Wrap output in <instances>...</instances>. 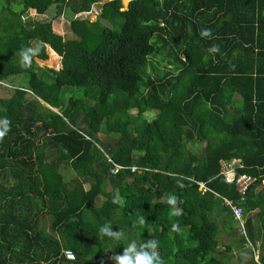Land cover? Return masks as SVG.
I'll list each match as a JSON object with an SVG mask.
<instances>
[{
	"label": "trees",
	"instance_id": "16d2710c",
	"mask_svg": "<svg viewBox=\"0 0 264 264\" xmlns=\"http://www.w3.org/2000/svg\"><path fill=\"white\" fill-rule=\"evenodd\" d=\"M100 1L0 0V84L12 85L0 97L11 121L0 142V264H100L152 237L166 264H224L221 227L241 246L257 244L258 261L239 255V264H264V0H130L121 9L106 0L100 16L116 14L113 26L78 15ZM30 9L43 17L24 19ZM66 9L70 38L53 29ZM33 39L44 47L37 58L49 47L59 68L19 66ZM20 75L27 83H15ZM234 156L254 177L246 234L223 200L240 198L220 174V160ZM166 194L183 200V215L169 216ZM105 224L127 239L102 236Z\"/></svg>",
	"mask_w": 264,
	"mask_h": 264
},
{
	"label": "clouds",
	"instance_id": "9594fccd",
	"mask_svg": "<svg viewBox=\"0 0 264 264\" xmlns=\"http://www.w3.org/2000/svg\"><path fill=\"white\" fill-rule=\"evenodd\" d=\"M199 35L203 39L213 38L212 30L209 28L201 29ZM42 51H44V47L42 45L25 46L21 48L16 54L18 56L19 66L23 69H30L34 64L35 59L41 54ZM207 52L210 55L215 56V54L220 52V46L213 44L207 49ZM207 59L208 57L206 56L205 61H207ZM10 130V119L7 117H0V142H3ZM177 183L178 186H183L179 181H177ZM112 202L114 204L121 203L119 194L113 197ZM162 202L169 206L170 217H179L183 215V208L181 207L183 200H181L177 195L166 194V196L162 198ZM145 223L146 218L143 215H140L138 220L134 222V224H138L140 226L145 225ZM180 231V224L173 222L171 224L170 232L179 233ZM99 233L102 236H106L115 241L127 239L125 233L122 230H114L112 224H105L104 226L100 227ZM159 249L160 241L154 237L141 242L131 239L128 241L126 246L123 247L122 252L113 253L111 256L101 257L100 264H109V262H111V264H166Z\"/></svg>",
	"mask_w": 264,
	"mask_h": 264
},
{
	"label": "rangeland",
	"instance_id": "374dc122",
	"mask_svg": "<svg viewBox=\"0 0 264 264\" xmlns=\"http://www.w3.org/2000/svg\"><path fill=\"white\" fill-rule=\"evenodd\" d=\"M106 0H102L99 3H96L92 6L91 11L89 12H81L78 15L82 16V17H87L90 20H95L97 18H100L101 22L104 23L107 26H113L114 22L116 21V14L111 15L109 18H105L103 16H100V10H101V3L104 2ZM112 1V3L117 7V9H121V6H123L124 8L127 6L128 2L130 0H110ZM122 7V8H123ZM36 11L34 9H30L28 12L25 11L23 18L27 19L29 16L32 17H36V18H40L43 17L42 15H35ZM71 12L66 9L61 15L60 17H58L57 19L53 20V29L54 31L61 33L64 37L66 38H70L73 37L74 34L71 32L70 28H69V23H70V19H71ZM77 15L73 14V17H75ZM28 26V23H27ZM32 46H36L39 44L38 40H31L30 41ZM48 53H49V57L46 60H41L36 58V60L39 62V64L41 65H45V66H49V67H54V68H59L61 66V59L60 57L51 52V49L48 47ZM20 79L16 80L17 82L15 83H27V75H20L19 76ZM9 82H11L9 80ZM7 84V83H6ZM8 87H6L5 85L0 84V97H8L11 95L12 93V85L7 84ZM10 87V88H9ZM132 112H135V109H132ZM118 133H114V137H117ZM194 141V140H193ZM195 143V144H194ZM204 142H191V145L196 149V150H201V148L204 146ZM69 175L66 176V179L69 180L70 179V173H68ZM253 214V213H252ZM42 224L45 226L46 230L50 231L49 228V219L48 216H44L42 218ZM41 224V225H42ZM218 241L220 244V248L218 249L219 251H223V259L225 261L224 264H239V260H238V256L241 255V258L244 261H249V262H254V261H258V248H257V244L252 243V241H247L244 245H240L241 242L239 241L237 236H233V235H229L227 232V229L222 228L220 229L219 233H218ZM232 243V249L231 251H224V247L225 244L227 243ZM249 246H253L255 247V251L253 249H251ZM224 249V250H223ZM242 251V252H240Z\"/></svg>",
	"mask_w": 264,
	"mask_h": 264
},
{
	"label": "built area",
	"instance_id": "2783aa9c",
	"mask_svg": "<svg viewBox=\"0 0 264 264\" xmlns=\"http://www.w3.org/2000/svg\"><path fill=\"white\" fill-rule=\"evenodd\" d=\"M243 166L244 164L240 160V158L235 156L231 158H222L220 160V174L223 175L227 183L235 184L237 191L240 194L238 202H234L230 198L223 197L224 203L225 205L231 208L234 218L238 220L239 226L242 228L243 233L246 234V231L244 229L245 223L247 221L248 216L254 213L256 209L248 213L246 212L245 207L243 205V201L246 199L248 189L254 180V177H252L250 174L246 172L237 171V168H242ZM118 167L119 165L116 164L115 168L112 171L116 172L118 170ZM197 183L199 184V189H201L203 192L208 189V186L205 184L204 181L199 180L197 181ZM63 252L67 258H74V254L70 249H64Z\"/></svg>",
	"mask_w": 264,
	"mask_h": 264
},
{
	"label": "water",
	"instance_id": "95a60500",
	"mask_svg": "<svg viewBox=\"0 0 264 264\" xmlns=\"http://www.w3.org/2000/svg\"><path fill=\"white\" fill-rule=\"evenodd\" d=\"M44 102V101H43ZM46 105H48L49 107H51L53 110L57 111L56 108L52 107L49 103H46Z\"/></svg>",
	"mask_w": 264,
	"mask_h": 264
},
{
	"label": "crops",
	"instance_id": "0c3cea01",
	"mask_svg": "<svg viewBox=\"0 0 264 264\" xmlns=\"http://www.w3.org/2000/svg\"><path fill=\"white\" fill-rule=\"evenodd\" d=\"M254 251L256 250V249H253Z\"/></svg>",
	"mask_w": 264,
	"mask_h": 264
}]
</instances>
